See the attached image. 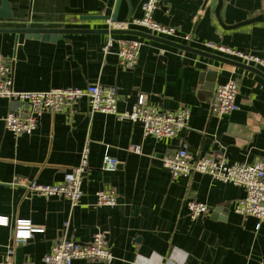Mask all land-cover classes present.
<instances>
[{
	"label": "crops",
	"instance_id": "1",
	"mask_svg": "<svg viewBox=\"0 0 264 264\" xmlns=\"http://www.w3.org/2000/svg\"><path fill=\"white\" fill-rule=\"evenodd\" d=\"M7 1L14 18H0V28L108 29L107 20L85 17L112 18L117 5V0ZM145 1L122 0L112 29L150 35L123 26L143 16ZM220 1L217 12L219 0H162L154 18L193 38L192 43L166 39L176 44L240 64L244 63L208 51L203 43L264 57V0ZM260 16L263 19L257 22L228 28ZM108 35L17 37L0 32V55L12 63L15 91L115 86L119 112L131 110L143 94L149 105L161 110L189 108V127L173 138L145 137L140 123L113 114H92L89 101L82 99L65 113L44 114L32 134L16 136L3 118L21 104L0 98V217L8 219L7 225H0V261L12 249L16 264H43L64 231L78 243L91 242L102 231L113 254L109 264H264V223L258 226L257 218L235 212L237 201L245 196L243 187L199 171L174 175L163 164L166 156L184 145L194 159L218 154L230 164L264 163V71L151 38L118 34L142 44L138 65L128 70L116 54L104 53ZM231 79L239 83L240 110L217 116L211 110L217 86ZM86 145L88 169L78 206L61 196L34 194L19 183L62 182L79 164ZM135 145L142 146V154L131 151ZM105 154L118 160L116 170L104 168ZM102 189L118 194L117 205L96 206V193ZM189 201L204 203L208 212L194 220ZM19 219L31 220L43 232L17 244L13 227ZM73 264L106 263L78 259Z\"/></svg>",
	"mask_w": 264,
	"mask_h": 264
},
{
	"label": "built area",
	"instance_id": "2",
	"mask_svg": "<svg viewBox=\"0 0 264 264\" xmlns=\"http://www.w3.org/2000/svg\"><path fill=\"white\" fill-rule=\"evenodd\" d=\"M162 0H146L142 6L143 16L123 23L125 28L144 29L150 34L165 39H176L192 43L190 35H180L177 28L159 23L154 18L156 10ZM108 29H112L114 21H107ZM141 42L129 40L115 35H108L104 46V53H114L119 64L126 69H133L139 63ZM203 46L211 52L223 55L249 66H256L264 71V57L249 51L237 50L221 44L204 42ZM13 67L9 59L0 55V98H8L19 102L21 107L11 110L4 118L7 130L16 136L32 134L38 127L39 120L44 114H59L69 111L82 99H87L90 112L113 114L120 120H129L142 125L145 137L173 138L185 129H188L191 110L183 107L176 111L161 110L149 105L145 95H140L136 104L129 111L119 112V91L115 86L90 85L87 88H59L42 92H18L14 90ZM239 83L229 80L217 86L211 103L212 113L224 116L240 110L237 103ZM131 151L142 154V146H132ZM89 148L85 146L78 165L71 168L62 182L57 184H41L37 181L20 180V184L42 196H61L67 198L73 207L80 204L83 198L82 183L88 169ZM118 160L109 155L104 156V168L114 171L118 167ZM164 166L174 175L189 176L199 171L212 176L214 179L241 186L245 190L244 198L237 201L235 212L244 216H252L264 223V163L230 164L223 155L211 154L194 159L188 146H182L176 153L163 159ZM96 206H115L118 203V194L111 189H102L96 193ZM188 209L192 218L198 219L208 212V207L198 201H189ZM8 219L0 217V225H7ZM68 224H65L67 227ZM43 232L35 227L31 220L19 219L13 227V237L17 244L25 243L34 233ZM9 250L8 258L0 264H16ZM86 259L109 264L113 254L109 247L106 235L97 231L91 242L78 243L69 239L64 231L63 235L54 243L50 252L44 256L43 264H73L75 260Z\"/></svg>",
	"mask_w": 264,
	"mask_h": 264
},
{
	"label": "water",
	"instance_id": "3",
	"mask_svg": "<svg viewBox=\"0 0 264 264\" xmlns=\"http://www.w3.org/2000/svg\"><path fill=\"white\" fill-rule=\"evenodd\" d=\"M121 2H122V0H117L116 12H115L114 16L112 17V20L114 22H116L117 19H118L117 18L118 17V10H119V6H120ZM220 7H221V1L219 0V7L217 8V12H219ZM0 18H2V19H13L14 18L13 13H12V9H11L10 4H9V2L7 0H3L2 1V5L0 7ZM85 19H88V20H101V19L108 20V19H110V16H86ZM262 19H263V17L260 16V17L248 20L246 22H243V23H240V24H237L235 26L228 27V28H237V27L244 26V25H247V24H250V23H253V22H257V21L262 20ZM0 32L15 33L17 35V37L20 34H26V35L27 34L28 35L37 34V35H40V36H43V35H45V36L54 35L55 36V35H59V34H63V33H94V34H109V35L133 34V35H139V36L146 37V38H151V39L159 41L161 43H164V44H167V45H170V46H174V47H178V48H182L184 50H188L190 52H194V53H197V54H202V55H205V56H208V57H211V58H215V59L223 61V62H228V63L235 64L237 66L245 67V68H248V69H253V70L255 69V68H253V67H251L249 65H246V64H240L238 62H233L231 60H228V59L220 57V56H214V55H211V54L199 51V50H195V49L190 48V47H186V46H182V45L176 44L174 42H171V41H168L166 39L157 37L155 35H152V34L149 35V34H146V33L142 32V31H136V30H117V29H80V30H71V29L31 28V27L27 26L25 28H0Z\"/></svg>",
	"mask_w": 264,
	"mask_h": 264
}]
</instances>
